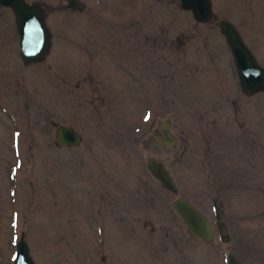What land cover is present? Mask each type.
Instances as JSON below:
<instances>
[{
	"label": "rangeland",
	"instance_id": "1",
	"mask_svg": "<svg viewBox=\"0 0 264 264\" xmlns=\"http://www.w3.org/2000/svg\"><path fill=\"white\" fill-rule=\"evenodd\" d=\"M45 9L50 49L19 57L0 7V264L20 236L36 264H264V93L244 96L218 21L264 66V0H210L198 22L179 0H26ZM170 118L176 147L151 133ZM56 124L76 147L57 146ZM164 162L178 193L146 160ZM181 196L213 227L192 236ZM222 206L228 242L216 229Z\"/></svg>",
	"mask_w": 264,
	"mask_h": 264
},
{
	"label": "water",
	"instance_id": "2",
	"mask_svg": "<svg viewBox=\"0 0 264 264\" xmlns=\"http://www.w3.org/2000/svg\"><path fill=\"white\" fill-rule=\"evenodd\" d=\"M179 2L181 8L190 11L198 22H207L212 18L210 0H179ZM67 6L76 10L85 8L81 0H67ZM0 7H8L13 13L21 61L24 64L42 61L50 49V32L45 21V9L37 2L29 3L26 0H0ZM217 25L230 51L240 91L246 96L264 92V67L258 63L230 21L221 19ZM54 126L57 146L71 148L80 145L82 137L74 127L64 124ZM151 139L168 148L176 147V140L170 134V118L153 129ZM146 167L160 186L174 194L178 193V188L162 160L149 157L146 160ZM171 206L190 235L207 242L213 241L212 225L191 203L177 195ZM212 206L219 236L223 242H228V238L224 235L222 206L218 197H213ZM225 262L243 264L234 254H228ZM10 264H36L23 236H20L15 243V253Z\"/></svg>",
	"mask_w": 264,
	"mask_h": 264
},
{
	"label": "flooded vegetation",
	"instance_id": "3",
	"mask_svg": "<svg viewBox=\"0 0 264 264\" xmlns=\"http://www.w3.org/2000/svg\"><path fill=\"white\" fill-rule=\"evenodd\" d=\"M236 28V27H235ZM240 34V33H239ZM223 39H224V37H223ZM225 41V40H224ZM227 46V45H226ZM228 48V47H227ZM229 50V49H228ZM230 52V51H229ZM253 54V53H252ZM255 57V56H254ZM260 64V63H259ZM261 65V64H260ZM262 66V65H261ZM264 67V66H263ZM239 87V86H238ZM240 89V88H239ZM241 92V91H240ZM242 93V92H241ZM260 93H264V92H260ZM243 94V93H242ZM258 94V93H257ZM244 95V94H243ZM254 95H256V94H254ZM254 95H252V96H254ZM244 96H246V95H244ZM246 97H251V96H246Z\"/></svg>",
	"mask_w": 264,
	"mask_h": 264
}]
</instances>
